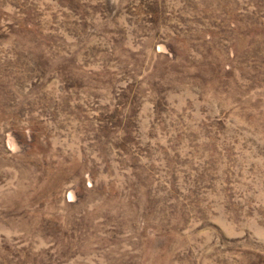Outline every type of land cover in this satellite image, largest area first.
Here are the masks:
<instances>
[{"label":"rangeland","instance_id":"rangeland-1","mask_svg":"<svg viewBox=\"0 0 264 264\" xmlns=\"http://www.w3.org/2000/svg\"><path fill=\"white\" fill-rule=\"evenodd\" d=\"M0 264H264V0H0Z\"/></svg>","mask_w":264,"mask_h":264},{"label":"trees","instance_id":"trees-1","mask_svg":"<svg viewBox=\"0 0 264 264\" xmlns=\"http://www.w3.org/2000/svg\"><path fill=\"white\" fill-rule=\"evenodd\" d=\"M252 16L253 15H251V18H252ZM28 53H29V51H28ZM19 57H20V54H19ZM18 59H20V58H17V60ZM31 63H32L31 62V59L30 58H26V61H25V63L23 65H21V63H20L19 66H16L17 70H15L14 73L18 72V74H23L22 71H24L25 69L30 70V68H31V70L33 71V73L36 72L35 74H37L38 73L37 72L38 70L36 69L37 67H35V66L31 67ZM35 74L31 78H33L34 76H36ZM27 77H29V76L27 75Z\"/></svg>","mask_w":264,"mask_h":264}]
</instances>
